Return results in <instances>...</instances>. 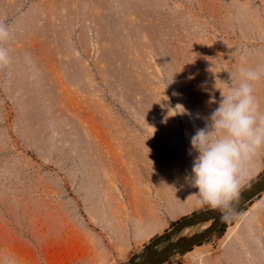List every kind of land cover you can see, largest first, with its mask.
Returning <instances> with one entry per match:
<instances>
[{"label": "rangeland", "instance_id": "374dc122", "mask_svg": "<svg viewBox=\"0 0 264 264\" xmlns=\"http://www.w3.org/2000/svg\"><path fill=\"white\" fill-rule=\"evenodd\" d=\"M0 20V264L130 258L166 232L178 130L218 107L241 57L264 64V0H0ZM228 221L166 264H264V193ZM69 224L132 243L90 263L65 247Z\"/></svg>", "mask_w": 264, "mask_h": 264}, {"label": "clouds", "instance_id": "9594fccd", "mask_svg": "<svg viewBox=\"0 0 264 264\" xmlns=\"http://www.w3.org/2000/svg\"><path fill=\"white\" fill-rule=\"evenodd\" d=\"M9 38V27L0 20V68L11 63L4 46ZM241 60L238 82L232 78L227 91L219 89L221 99L209 116L196 114V119L206 123L196 128L190 140L189 154L197 155L185 183L197 189L198 203L213 208H227L239 197L245 181L251 178L255 158L264 150V107L256 95V85L264 81V64L252 67L243 57ZM186 111L182 106L177 113Z\"/></svg>", "mask_w": 264, "mask_h": 264}, {"label": "crops", "instance_id": "0c3cea01", "mask_svg": "<svg viewBox=\"0 0 264 264\" xmlns=\"http://www.w3.org/2000/svg\"><path fill=\"white\" fill-rule=\"evenodd\" d=\"M256 95L260 99L262 107H264V83H263V81L260 82L258 85H256ZM208 106H207V108L209 109L208 111H210V107H208ZM184 108L186 110H188V112H192V111H190L191 109L197 110L198 107H184ZM175 110H176V113L179 111L178 106ZM196 114H193V115H196ZM199 114H201V113H199ZM208 114H210V112ZM177 115H179V113H177L176 116ZM182 115H187V111H186V113H184ZM201 115L203 116V114H201ZM185 119H186V116H185ZM185 119H184V123H185ZM190 120L191 121L189 122V124L187 126V127L191 128L190 132L187 129L185 130L184 125L182 127L184 129L183 131H182V129L178 130V132L181 131V135L183 137L182 138L183 140L191 139V136L195 133L196 128L197 127L202 128L205 126V123H206L205 120L196 119L195 116L190 118ZM180 128L181 127L179 126V129ZM178 140H179V137H178ZM176 142L178 143V141H176ZM172 144H174L173 141H172ZM187 144L188 143H186V144L182 143V142L180 143V151H179L180 156H179L178 160L176 158L174 161H172L171 159L173 157L170 156L169 157L170 159L165 158V160L163 161L166 164V166L164 165V167L167 168L164 170L162 169V172L164 171L163 172V178L170 179V182H169L170 185L167 184V181H166V186H164V183H163V186L167 189V190L164 189L166 191L164 194L165 200H167L166 197H168V200H170L169 202H167L168 205L164 206L166 209H168V212H169L168 218H170V219L165 218L164 221H158L157 222V223H159L158 226H160L158 228V230H160L161 228H163V230H164L166 228L165 229V231H166L169 229V228L167 229L168 226H170L172 223H173L172 226H174L183 217L191 215V214L198 212L200 210H204V209L211 207L210 205H208L206 203H204V204L198 203L197 201L200 199V197H199V193H198L197 189L192 188L185 183V177L191 173L193 159H194L195 155H197V153H195V152H192L191 155L189 154V150L191 149V143H190V145H187ZM168 163H171V164L169 165ZM262 173H264V150H262L260 152V154L255 158L254 163H253V170H252L251 178L247 179L245 181V183L241 189H243L248 184H250L255 178H257ZM111 213H114L113 208L111 209ZM171 213L173 216L170 215ZM170 221H172V223H170ZM111 223L114 224V222H112V221H111ZM223 225H221V227ZM242 225H243V222L241 223V225L239 224V228L236 229L237 231H235L233 233V236L228 237V239L226 241H229V242L235 241L236 240L235 238H237L239 230L242 227ZM84 226L85 225H83V224H79V225L77 224L75 226L69 224L67 229L64 231V235H63V237L66 238V239H63V242H65V244H64L65 247L66 248H75L76 251H78L79 253L82 252L81 255L84 258V261H89L90 263L98 262V260H97L98 258L104 259L105 257H109L113 253L114 250H116L118 252V249L121 245H123V242L127 243L125 245L126 248L132 243V240L131 241L128 240L125 236L122 237V239H120L119 237H115L114 232H113L114 227L109 228L108 226L105 227V225H103V227H105L104 229H106V231L110 230V233H108V232L107 233L109 234V239L111 240V243H107L105 241L104 237L100 235V232H97V231H95V233H97V235L90 242L89 239L91 238L94 231L92 228H88V227H84ZM235 226H236L235 223L233 225H230V226L228 225L227 232L230 231V229L234 228ZM160 234H162V233L159 232L157 235H160ZM153 235H155V234H151L148 238H145L142 240H136V237H134V240L146 241L147 239H149ZM88 236H90V237L88 238ZM60 243L62 244V241H60ZM202 244L194 247V248L198 249L197 251L199 253H201V251H202L200 249V246ZM195 252H196V250H195Z\"/></svg>", "mask_w": 264, "mask_h": 264}, {"label": "water", "instance_id": "95a60500", "mask_svg": "<svg viewBox=\"0 0 264 264\" xmlns=\"http://www.w3.org/2000/svg\"><path fill=\"white\" fill-rule=\"evenodd\" d=\"M263 192L264 173L241 189L239 197L234 199L227 208L209 207L183 217L166 232L153 238L143 249L133 254L125 262L118 264L169 263L209 239L221 225ZM207 222H209V225L203 230L183 236L186 229Z\"/></svg>", "mask_w": 264, "mask_h": 264}, {"label": "bare ground", "instance_id": "6f19581e", "mask_svg": "<svg viewBox=\"0 0 264 264\" xmlns=\"http://www.w3.org/2000/svg\"><path fill=\"white\" fill-rule=\"evenodd\" d=\"M209 225V222L203 224V225H200V226H196V227H192V228H188L186 229L184 232H183V236H187V235H190V234H193L195 232H198V231H201L203 230L204 228H206L207 226ZM127 260V257L125 256V259L123 257H121L120 261L122 262H125ZM120 261H117V262H111L109 264H117L118 262Z\"/></svg>", "mask_w": 264, "mask_h": 264}, {"label": "trees", "instance_id": "16d2710c", "mask_svg": "<svg viewBox=\"0 0 264 264\" xmlns=\"http://www.w3.org/2000/svg\"><path fill=\"white\" fill-rule=\"evenodd\" d=\"M229 225V221L227 220L224 225L219 229V230H222L224 228H226L227 226Z\"/></svg>", "mask_w": 264, "mask_h": 264}]
</instances>
